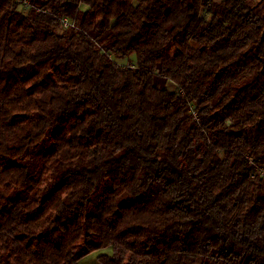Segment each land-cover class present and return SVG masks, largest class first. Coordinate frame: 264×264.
Listing matches in <instances>:
<instances>
[{
    "label": "trees",
    "instance_id": "obj_1",
    "mask_svg": "<svg viewBox=\"0 0 264 264\" xmlns=\"http://www.w3.org/2000/svg\"><path fill=\"white\" fill-rule=\"evenodd\" d=\"M106 248L264 264V0H0V264Z\"/></svg>",
    "mask_w": 264,
    "mask_h": 264
},
{
    "label": "rangeland",
    "instance_id": "obj_2",
    "mask_svg": "<svg viewBox=\"0 0 264 264\" xmlns=\"http://www.w3.org/2000/svg\"><path fill=\"white\" fill-rule=\"evenodd\" d=\"M133 58L136 59V56L135 55H132ZM127 60V59H125ZM125 60H118L119 63L121 64H125V65H131L132 63L129 62V61H126ZM173 85H171L170 83L168 84V87H171ZM113 253V250L112 248H106V249H103V250H100V251H95L93 253H91L90 255L86 256L85 258H83L79 264H100L98 258L102 255H112Z\"/></svg>",
    "mask_w": 264,
    "mask_h": 264
},
{
    "label": "built area",
    "instance_id": "obj_3",
    "mask_svg": "<svg viewBox=\"0 0 264 264\" xmlns=\"http://www.w3.org/2000/svg\"><path fill=\"white\" fill-rule=\"evenodd\" d=\"M67 25V24H66Z\"/></svg>",
    "mask_w": 264,
    "mask_h": 264
}]
</instances>
